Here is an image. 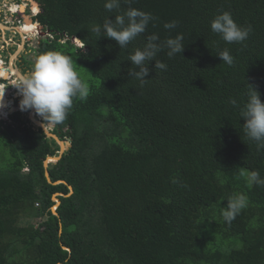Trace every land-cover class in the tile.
I'll use <instances>...</instances> for the list:
<instances>
[{
  "label": "trees",
  "instance_id": "trees-1",
  "mask_svg": "<svg viewBox=\"0 0 264 264\" xmlns=\"http://www.w3.org/2000/svg\"><path fill=\"white\" fill-rule=\"evenodd\" d=\"M38 3L35 19L53 38L36 57H73L89 95L56 124L71 147L49 165L51 183L43 162L57 143L20 112L0 121V264H264V186L249 181L252 171L264 177V150L241 115L249 85L264 102V0H134L112 12L105 0ZM129 7L155 19L126 48L92 31ZM225 11L251 26L243 42L211 30ZM153 34L160 44L182 34L184 48L169 57L162 47L142 83L129 57ZM56 193L69 195L58 197L57 216ZM238 193L248 204L228 223L223 210Z\"/></svg>",
  "mask_w": 264,
  "mask_h": 264
},
{
  "label": "clouds",
  "instance_id": "clouds-1",
  "mask_svg": "<svg viewBox=\"0 0 264 264\" xmlns=\"http://www.w3.org/2000/svg\"><path fill=\"white\" fill-rule=\"evenodd\" d=\"M25 2L26 8L30 6L31 3L37 6L36 10L40 13L38 0H25ZM122 2L130 5L134 2V0H105L104 7L108 12H112L113 10H119ZM10 4L13 8H15L11 14L15 15L18 24H25L23 16L26 15V13L24 12L21 14L18 9L22 5H20L17 0H11ZM38 13H35L31 18V20L36 24H39L35 19ZM154 19L155 18L151 13L129 7L127 11L116 14L114 19H109V17H107L103 25H93L92 31L98 38L106 36L115 40L120 48H126L132 40L145 32L149 23ZM177 24L178 22L173 20L165 23L164 27L166 29H174L177 27ZM210 28L214 33L219 34L223 41L229 44L234 42H243L248 38L250 32L252 31L250 25L247 27L238 25L233 20L231 13L227 11L216 15L210 22ZM45 29L46 28L42 26V29L39 30V34H44ZM102 32L104 35H101ZM48 35H50L51 38L47 39L51 40L53 36L50 32H48ZM183 39L184 37L182 34H177L174 38L169 37L163 42V44H160L157 43L159 40L157 35L153 34L148 36L146 45L142 49H135L134 53L129 57L132 65H135V68L139 69L138 71L134 70L135 68L131 69V71H129V75L135 76L142 83L146 82L147 79H145V77L148 75L149 71L146 67L147 63L154 60L157 52H159L162 47H166L168 49L167 55L169 57H172L177 53L180 54L184 48V44L182 42ZM76 40L77 38H75V41ZM24 44L23 46H20L22 50H25ZM39 46L40 42L38 41L36 49L32 50L28 47L30 51H34L35 53V60L28 72L24 73L25 71L19 67L18 63L13 66L14 69L18 67L22 73L18 76L17 83L14 84L19 90L21 94L20 97H22V99L15 102V99L19 98L15 97L12 99V103L15 105V108H22L23 111H26L23 116L27 119L29 113H31L35 120L43 123L51 134L60 139L58 134L54 133L55 131H58L56 124L62 123L66 120L69 111L73 106L74 98L78 97L81 100L87 99L89 95V87L88 84L80 78L79 73L76 71L77 65L75 64L73 57L58 51H47L36 57ZM82 46L83 44L79 41L78 47ZM28 49L25 50L24 55H26ZM218 56L222 61L229 65L233 63V57L230 55L228 49H224L218 54ZM155 68L166 70L167 65L161 61H155ZM14 77L15 76H13V74L9 73L8 79L13 80ZM1 79L3 78L1 77L0 80ZM0 85L4 86L3 83H0ZM15 93L16 92H14V94ZM3 94L4 92L0 93V98L3 97ZM8 100H10V98H8ZM230 103L235 106L237 101L233 99L230 100ZM7 107L10 111V115L20 112L15 108L11 110L10 104ZM31 109H34V112H32ZM39 115L42 119H40ZM241 115L245 121L243 124L245 135L249 139L256 142L257 151L264 150V102H262L259 98V93L250 85L247 92V102L243 107ZM30 125L33 127L31 123ZM60 140L71 144V139L69 138ZM59 151L60 147L59 150L56 151L55 155L50 157L57 156ZM249 181L251 183L264 186V177H261L259 171H252L249 175ZM53 196H55V194ZM58 197L60 196H57L56 198L58 199ZM55 204L52 207H54ZM247 204L248 198L243 193H238L231 197L227 202L226 209L223 210L225 221L231 223L241 210L247 207ZM56 209L57 207L55 208V211Z\"/></svg>",
  "mask_w": 264,
  "mask_h": 264
},
{
  "label": "rangeland",
  "instance_id": "rangeland-1",
  "mask_svg": "<svg viewBox=\"0 0 264 264\" xmlns=\"http://www.w3.org/2000/svg\"><path fill=\"white\" fill-rule=\"evenodd\" d=\"M10 2H11V0H8L7 2L5 0H0V19H1L0 24L2 25L3 28H6L4 36H3V30H1V28H0V59L3 61V64L5 67L9 66L8 70L11 67H12L11 69H14L13 66L17 65V63H18L19 67H21L25 71L24 73H26L31 69V67L33 65V62L35 60L34 59L35 53H34V51H30L28 49V52L26 53V55L22 59L20 58L21 60H19V57L25 53V50H22V48L20 46H23L24 43H28L29 48L34 50L37 48L38 41L40 39L51 38V36L48 34H39L40 31L38 30L34 34L23 32L24 37H22V35H20L18 33L17 29H21L22 27H25L26 24H22V25L18 24L15 15H12V14H11L12 18L10 21L6 22V20H5L6 11H7L8 7L11 6ZM17 2H19V4L22 5L23 7H25V10L23 12L26 13V15H25L26 17L32 18L35 13H38V10H36L37 6L30 3V6H28L26 8L25 0H17ZM4 6H5V9H3ZM20 13L22 14V12H20ZM2 38H4L5 40ZM19 41L21 42L20 46L16 49V47H17L16 44H18ZM76 44H78V43L76 42ZM10 55H12L13 57L11 58ZM17 57H18V61H17ZM14 70L18 71L19 73L21 72V71H19L18 67H16ZM10 72H11V70H10ZM21 74L22 73H20V75ZM17 78H18V76L16 77V80H14V79L13 80H11V79H7V80L1 79L0 80V83H3V85L6 86V88H5L6 92H5V90H3V87L0 86V93L4 92L3 97L0 98V107L2 106V108H3V109H0V113L4 110V113L0 114V116H1L0 121L5 119L7 122L14 124V122L11 120L10 111L8 110V107H7L9 104H6V103L8 101V98H10V100L12 101L13 98L19 97V98L15 99V102H17V100L22 99V97H20L21 94H20L19 90L14 85L17 83L16 82ZM14 92H16V93L14 94ZM5 94H6V97H5ZM11 95H13V96H11ZM7 96H9V97H7ZM15 109L17 111H20L22 118H24L23 115L26 111H23L22 108H17V107ZM11 110H13V108H11ZM28 119H29V117H28ZM6 156H7V152L1 146L0 147V163ZM23 220L24 219H22L21 221H23ZM42 220L43 219L26 218V223L37 224V223H39V221H42Z\"/></svg>",
  "mask_w": 264,
  "mask_h": 264
},
{
  "label": "water",
  "instance_id": "water-1",
  "mask_svg": "<svg viewBox=\"0 0 264 264\" xmlns=\"http://www.w3.org/2000/svg\"><path fill=\"white\" fill-rule=\"evenodd\" d=\"M6 1H7V0H6ZM34 4H35V3H34ZM35 26H37L38 30H41V29H42V26L39 25V24H36V23H35ZM48 32H49L48 29H45L44 34H48ZM71 42H73L76 46H78V44H76L77 41H75V37H72V38H71ZM28 117H29L30 123L33 125V128H34L35 130H36V129H37V130H39V129L42 130L43 133L45 134V136H46L47 138H49V139H53V140L57 143V145H59V147H60V151L58 152V155H57V156H54V157H50V156H49V157H47V158L44 160V162H43V166H44V168H45V170H46V171H45V177H46L47 181H48L49 183H51V180H50V177H49V172H48V167H49V165H52V164L57 163V162L61 159L62 154H63L66 150L70 149L71 144H70L69 142L62 141V140L58 139L57 136L51 134L50 131L47 129V127H46L43 123H41V122H39V121H37V120H35L34 118L31 117V113H29ZM31 118H32V119H31ZM37 123H38V124H37ZM48 125H50V124H48ZM64 145H65V147H64ZM63 183H65V182H64V181H57V182H55V183H53V184H54V185H57V184H63ZM69 190H70V194H71V193H72V187H69ZM70 194H69V195H70ZM69 195H63L62 193H57V194H55V196L52 197V200L56 203V205H55L54 207L51 208V212L53 213V215H56V216H57V213H56V211H55V208L58 207L59 204H60L59 200H58L56 197H57V196H60V197H67V196H69ZM63 249L69 251V249L66 248V247H63Z\"/></svg>",
  "mask_w": 264,
  "mask_h": 264
},
{
  "label": "flooded vegetation",
  "instance_id": "flooded-vegetation-1",
  "mask_svg": "<svg viewBox=\"0 0 264 264\" xmlns=\"http://www.w3.org/2000/svg\"><path fill=\"white\" fill-rule=\"evenodd\" d=\"M3 9H5V6L3 7ZM14 9L15 8H13V6H9L8 7V9H7V11H6V18H5V20H6V22H8V21H10L11 20V18H12V15H11V13H13V11H14ZM19 9V11L20 12H22V14L24 13L21 9L22 8H18ZM23 19H24V22H25V24H26V26L25 27H22L21 29H18V33L20 34V35H22V37H24V35H23V32L24 33H29L30 31H32L33 29H38L37 28V26H35V23L31 20V18L30 17H26L25 15L23 16ZM35 29V30H36ZM19 30H20V32H19ZM30 30V31H29ZM34 30V31H35ZM5 35V31H3V36ZM2 39H4V38H2ZM5 40V39H4ZM43 39H40L39 40V42L41 43V41H42ZM20 41L18 42V44H16V48H18L19 46H20ZM28 47H29V44L28 43H25L24 44V48H25V50H27L28 49ZM25 55L24 54H22L20 57H19V60H20V58L22 59L23 57H24ZM18 61V60H17ZM0 65H1V67H0V78L2 77L3 79H8L9 78V73H11L10 72V69L8 70V68H9V66L8 67H5V66H3V61L0 59ZM19 69V68H18ZM20 71V70H19ZM21 73V72H20ZM11 74H13V73H11ZM14 76V75H13ZM16 77V76H15ZM15 77H14V80H15ZM14 83V82H13ZM5 86V85H4ZM5 88H6V86H5ZM11 108H15V105L13 104L12 105V107ZM39 117H40V119H42V117L39 115ZM6 121V120H5Z\"/></svg>",
  "mask_w": 264,
  "mask_h": 264
},
{
  "label": "bare ground",
  "instance_id": "bare-ground-1",
  "mask_svg": "<svg viewBox=\"0 0 264 264\" xmlns=\"http://www.w3.org/2000/svg\"><path fill=\"white\" fill-rule=\"evenodd\" d=\"M5 1H6V0H5ZM20 8H22V9H21L22 11L25 10V8H24L23 6H20ZM0 28H1V30H3V31H5V29H6V28H3L2 26H0ZM35 29H36V28H35ZM35 29H33L32 31L29 30V31H30L29 33L34 34L36 31H38V29H36V30H35ZM17 30H18V29H17ZM34 30H35V31H34ZM19 32H20V30H19ZM76 41H77V40H76ZM77 43H79V41H77ZM12 57H13V56L11 55V58H12ZM11 65H12V64H11ZM0 67H1V65H0ZM10 67H11V66H10ZM11 68H12V67H11ZM11 68H10V70H11V72L13 73L14 76L17 77V76L20 75V73H19L18 71H15L14 69H11ZM19 70H20V69H19ZM16 77H15V80H16ZM16 82H17V81H16ZM0 86L3 87V89L5 88V86H2V85H0ZM4 90H5V89H4ZM5 97H6V94H5ZM7 97H9V96H7ZM6 104H7V103H6ZM12 105H13V104H12ZM0 109H3L2 106L0 107ZM31 111L34 112V109H32ZM2 113H4V110H3L0 114H2ZM0 117H1V116H0ZM31 117L34 118L32 114H31ZM32 118H31V119H32ZM37 124H38V123H37ZM64 147H65V145H64Z\"/></svg>",
  "mask_w": 264,
  "mask_h": 264
}]
</instances>
